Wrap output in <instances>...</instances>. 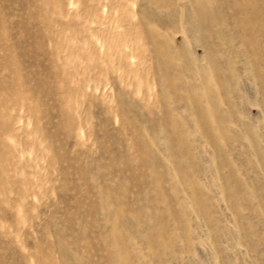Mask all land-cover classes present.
Listing matches in <instances>:
<instances>
[{
  "label": "rangeland",
  "instance_id": "rangeland-1",
  "mask_svg": "<svg viewBox=\"0 0 264 264\" xmlns=\"http://www.w3.org/2000/svg\"><path fill=\"white\" fill-rule=\"evenodd\" d=\"M0 264H264V0H0Z\"/></svg>",
  "mask_w": 264,
  "mask_h": 264
}]
</instances>
